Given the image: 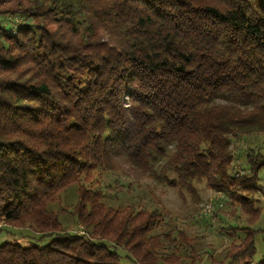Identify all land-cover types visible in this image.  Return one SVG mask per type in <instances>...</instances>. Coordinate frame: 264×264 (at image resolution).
I'll return each mask as SVG.
<instances>
[{
    "label": "trees",
    "instance_id": "trees-1",
    "mask_svg": "<svg viewBox=\"0 0 264 264\" xmlns=\"http://www.w3.org/2000/svg\"><path fill=\"white\" fill-rule=\"evenodd\" d=\"M263 170L264 0H0V225L51 238L0 264H253ZM144 178L220 192L234 237L121 196Z\"/></svg>",
    "mask_w": 264,
    "mask_h": 264
},
{
    "label": "rangeland",
    "instance_id": "rangeland-1",
    "mask_svg": "<svg viewBox=\"0 0 264 264\" xmlns=\"http://www.w3.org/2000/svg\"><path fill=\"white\" fill-rule=\"evenodd\" d=\"M236 159L239 158L236 157ZM235 170H239V167H235ZM259 177L260 184L263 186V190H256V198L259 200L260 206H262V213L257 223L253 226L256 230V254L253 259V264H257L264 258V170L260 173ZM133 187L135 188L132 191L133 193H125L121 196H123L125 199H135L137 196L142 198V202L144 204H153L162 209L167 216L166 220L169 223V225H165L166 227L186 228L189 232L196 234L205 232L208 235L209 242L213 243L214 246L216 245L215 249L218 251L223 245L226 246L230 242L229 237H234L233 235L229 234V237L220 235L221 233L217 230L218 223L213 224V222H211L210 224L213 226L208 227L201 221V211L210 201L215 203V201L218 202L221 200V204L225 203L223 201V195L220 192L210 189L204 182L194 183V191L186 189L181 184H177V186L174 187L168 182L161 183L155 179L148 178H144L139 181L133 180ZM71 196L69 194L68 199H66V196H64L62 205L51 206V208L54 211L59 212L63 206L76 202V195L72 193ZM219 198L222 199L219 200ZM225 210L226 206L224 207L223 211ZM212 213L211 215H213ZM59 218L65 231L69 233H77L80 231L82 226L79 227L72 214L59 213ZM226 225H230L232 227L246 226V221L239 218L236 220H231L230 223ZM0 229H2V232L0 233V245L6 242H12L21 244L24 247L33 245L42 246L48 244L51 240L49 237L40 240L41 234L37 233L31 228H12L14 231L12 234H7V230H3L7 229L5 226L0 225ZM241 235L242 234L240 233L237 235V237ZM117 251L122 257L123 264H133L131 256L127 250L118 247Z\"/></svg>",
    "mask_w": 264,
    "mask_h": 264
},
{
    "label": "built area",
    "instance_id": "built-area-1",
    "mask_svg": "<svg viewBox=\"0 0 264 264\" xmlns=\"http://www.w3.org/2000/svg\"><path fill=\"white\" fill-rule=\"evenodd\" d=\"M214 209V203L212 201H210L205 207L204 209H202L201 213L208 216L213 212ZM79 234H84V229L83 227H81L80 231H78Z\"/></svg>",
    "mask_w": 264,
    "mask_h": 264
}]
</instances>
